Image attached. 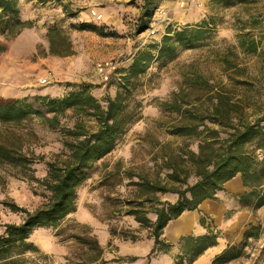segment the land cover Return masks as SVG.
Instances as JSON below:
<instances>
[{
	"label": "rangeland",
	"instance_id": "obj_1",
	"mask_svg": "<svg viewBox=\"0 0 264 264\" xmlns=\"http://www.w3.org/2000/svg\"><path fill=\"white\" fill-rule=\"evenodd\" d=\"M152 2L155 4L150 23L139 31L143 0H18L19 17L30 25L13 37L0 34V96L26 97L34 107L40 108L34 102L35 96L61 97L70 91L88 88L104 107L106 97L114 96L119 89L120 77L137 51L159 42L167 28L205 22V27L211 30L209 37L193 46H179L172 58L153 61L144 74L134 79L132 95L141 104L139 117L117 139L113 150L86 171V179L77 189L75 211L58 227L36 228L29 236L38 248L36 255L31 256L45 264L87 261L88 246L84 237L98 241L106 260L104 264L167 263L157 261V254L148 257L152 247L149 231L126 214L135 186L129 185L121 172L113 175L115 178L108 174L120 159L123 166L133 167L155 179L157 173L161 176L165 173L155 164L159 142L169 144L166 145L169 150L189 141V147L196 149V140L168 133L159 126L160 121L175 116L162 111L160 103L171 99L173 91L187 89L189 77L202 75L210 81L227 82L221 59L230 51L237 53L242 64L257 75L254 87L248 91L251 106L247 110L264 111V61L261 62L260 56L243 54L238 46L244 25H247L244 31L259 39V46L264 45V0L228 6L216 0ZM251 17L255 23H250ZM83 22L94 23L96 30L79 28ZM51 28L60 29L59 34L52 32L51 37L54 47L62 52L51 50L47 35ZM102 59L117 63L111 82L103 81L96 73V62ZM44 75L50 81L42 85L39 79ZM76 120L88 130L97 128L94 117L71 115L70 110H66L60 126L54 129L48 128L39 116L32 117L29 126L35 135H26V144L35 154L43 156V160L33 164L34 177L42 179L47 174L48 161L59 162L65 157L68 152L65 139H70L65 129ZM14 171L10 167L0 169V223L19 222L23 217L3 202L33 210L47 198L40 182L13 176ZM158 196L161 200L174 198L169 193ZM253 226H257L253 231L258 236L247 240L240 256L220 264H264V207ZM124 232L135 234L138 239H125Z\"/></svg>",
	"mask_w": 264,
	"mask_h": 264
},
{
	"label": "trees",
	"instance_id": "obj_2",
	"mask_svg": "<svg viewBox=\"0 0 264 264\" xmlns=\"http://www.w3.org/2000/svg\"><path fill=\"white\" fill-rule=\"evenodd\" d=\"M222 5L251 4L256 0H216ZM152 0H143L137 28L145 30L153 13ZM251 17L250 23H255ZM30 25L19 17L18 0H0V34L13 37L23 27ZM206 23L167 28L159 42H153L135 54L132 63L120 77L119 89L114 96L106 97L103 107L97 98L82 88L70 91L61 97L35 96L36 108L26 97L0 96V169H14L13 176L40 182L47 192L46 200L33 210H28L8 201L3 202L13 211L23 214L19 222L0 223V264H45L37 259L38 248L29 240L36 228H56L62 220L76 209L78 186L86 179V171L98 160L103 159L115 146L117 139L128 129L141 112V104L132 95L134 79L144 74L153 61L170 59L179 46H193L211 35ZM239 35V49L245 55H255L264 61V45L259 39L244 31ZM79 28L96 30L92 22H83ZM60 29L51 28V50L54 47L51 33ZM65 40V36H63ZM68 48V45L66 49ZM232 55L234 58H230ZM221 59L222 70L227 82L210 81L197 75L187 80V89L173 91L169 100L160 103L164 112L175 114L159 126L166 132L196 140V149L189 141L167 150L169 144L159 142L156 166L164 170L155 179L133 167L123 166L120 159L112 165L110 175L123 174L129 185L135 186L126 214L149 231L152 239L150 255L167 252L171 247L162 239L164 226L177 218L184 210L197 209L201 201L214 198L224 188L226 181L239 174L249 191L241 195L244 204L256 209L264 205V111L248 112L251 102L248 91L255 85L256 74L243 65L237 53L229 52ZM116 72V71H115ZM112 74L109 82L115 77ZM200 78V79H199ZM92 116L97 121L95 130H88L76 120L65 129L70 139H65L68 152L58 161L47 162V174L42 179L34 177L33 164L43 160L27 147L26 135H35L29 122L39 116L51 129L60 126L61 117L66 115ZM167 145V146H166ZM105 165V164H104ZM113 176V178H115ZM192 179V180H191ZM172 194L173 199L161 200L158 194ZM251 225L244 232L243 240L225 248L211 264H220L240 256L249 237H257ZM114 233V230L111 229ZM123 238L137 240L138 236L122 233ZM185 248L173 264H190L207 246L215 243V235H202L195 239L183 237ZM88 246V257L82 264H104L102 247L95 238L84 237ZM39 256V255H38ZM149 264V262H148Z\"/></svg>",
	"mask_w": 264,
	"mask_h": 264
},
{
	"label": "crops",
	"instance_id": "obj_3",
	"mask_svg": "<svg viewBox=\"0 0 264 264\" xmlns=\"http://www.w3.org/2000/svg\"><path fill=\"white\" fill-rule=\"evenodd\" d=\"M249 191L239 174L225 182L224 188L214 198H206L197 209L184 210L163 228L162 239L171 244L167 252H158L157 261L173 264L185 248L183 237L195 239L202 235H215V243L207 246L190 264H211L212 260L230 245L243 240L244 232L258 221L264 205L253 209L241 201V195ZM254 237H249L251 239ZM256 238V237H255Z\"/></svg>",
	"mask_w": 264,
	"mask_h": 264
},
{
	"label": "built area",
	"instance_id": "obj_4",
	"mask_svg": "<svg viewBox=\"0 0 264 264\" xmlns=\"http://www.w3.org/2000/svg\"><path fill=\"white\" fill-rule=\"evenodd\" d=\"M184 2H182L183 4ZM161 7L159 8V10ZM151 33L154 32L153 29L150 31ZM117 63L112 59H102L96 62L95 70L96 73L100 76L103 81L110 80L112 74L116 71ZM50 81V77L48 75H44L39 79L40 84H47Z\"/></svg>",
	"mask_w": 264,
	"mask_h": 264
}]
</instances>
